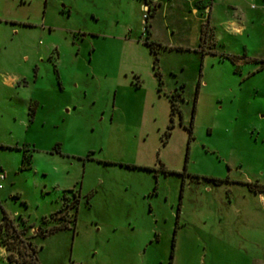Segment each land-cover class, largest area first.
<instances>
[{"label":"rangeland","instance_id":"374dc122","mask_svg":"<svg viewBox=\"0 0 264 264\" xmlns=\"http://www.w3.org/2000/svg\"><path fill=\"white\" fill-rule=\"evenodd\" d=\"M145 1L0 0V264H264V0Z\"/></svg>","mask_w":264,"mask_h":264},{"label":"trees","instance_id":"16d2710c","mask_svg":"<svg viewBox=\"0 0 264 264\" xmlns=\"http://www.w3.org/2000/svg\"><path fill=\"white\" fill-rule=\"evenodd\" d=\"M144 2H146V1L144 0ZM144 5H147V2ZM148 9L149 8L146 9L147 15L144 17V25H143L145 32H147V37L143 40V44L149 49L150 52H153V49H154L155 46H157V44L149 39V33H148V27L149 26H148V24L146 22L147 19H148V17H149V15H148V11L149 10ZM228 58L230 60H234V58L232 56L231 57H228ZM156 61H157V59L155 58L154 63ZM159 84H160V79H159ZM175 95H177V94H175ZM173 96L170 97L171 98V100H170L171 112H174V111L177 110V107L174 104ZM188 131H189V136H190L191 135V128H189ZM25 161H28V159L25 158V156H24L23 159H22V162H21V167H28V163H26ZM211 181L213 183H220L221 182V181L216 180V179L215 180L212 179ZM254 191L255 192H263L264 193V185H261L259 187L258 186H255ZM78 202H79V197L78 196H74L71 204L69 205V208L73 209V216H72V218L70 220H67L65 217H63V218L61 217L58 220V223L57 224L52 225L50 227H46V228H39V231H41V235L42 236H45V235H49L51 233H54V232H57V231H60V230L68 229L69 227H73L75 225L76 209H77ZM60 210L61 209H59L58 211H60ZM58 211H56V212H58ZM56 212H54V213H56ZM54 213L51 214V217H53V214ZM44 220L45 219H43L41 222H43ZM4 222H5V225H3L0 229L1 230L2 229H5V230L8 229L10 231L11 236L15 237L17 235L16 232H18V231L15 230V227L12 225V223L10 222V220L9 219H6ZM5 232H7V231H5ZM14 234H16V235L14 236ZM1 240H3V239L0 236V245L2 247H4L5 250H6L7 249V245L3 241H1ZM32 258H33V256H32ZM169 258H170V260H169L168 264H171L172 253L170 254V257ZM6 260L8 261V263L11 262L10 255H7L6 256ZM11 263L14 264V261H12ZM21 264H36V263L32 260V261H29V262H23Z\"/></svg>","mask_w":264,"mask_h":264},{"label":"crops","instance_id":"0c3cea01","mask_svg":"<svg viewBox=\"0 0 264 264\" xmlns=\"http://www.w3.org/2000/svg\"><path fill=\"white\" fill-rule=\"evenodd\" d=\"M202 6V5H201ZM143 9H146V6L145 5H143ZM207 7H204V9H203V11H207ZM259 196H260V199H262V200H264V194L263 195H261V194H259ZM0 252H1V254H3V256L5 257V253H6V251H5V248L4 247H0ZM7 263H8V261H7ZM9 264V263H8Z\"/></svg>","mask_w":264,"mask_h":264},{"label":"built area","instance_id":"2783aa9c","mask_svg":"<svg viewBox=\"0 0 264 264\" xmlns=\"http://www.w3.org/2000/svg\"><path fill=\"white\" fill-rule=\"evenodd\" d=\"M2 178V177H1Z\"/></svg>","mask_w":264,"mask_h":264}]
</instances>
